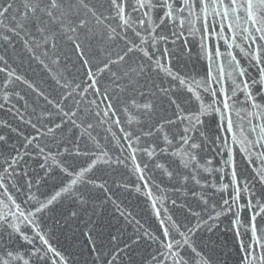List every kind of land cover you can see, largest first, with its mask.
I'll return each instance as SVG.
<instances>
[{
	"label": "water",
	"instance_id": "1",
	"mask_svg": "<svg viewBox=\"0 0 264 264\" xmlns=\"http://www.w3.org/2000/svg\"><path fill=\"white\" fill-rule=\"evenodd\" d=\"M84 2L0 0V264H264V8Z\"/></svg>",
	"mask_w": 264,
	"mask_h": 264
},
{
	"label": "snow or ice",
	"instance_id": "2",
	"mask_svg": "<svg viewBox=\"0 0 264 264\" xmlns=\"http://www.w3.org/2000/svg\"><path fill=\"white\" fill-rule=\"evenodd\" d=\"M110 3H111V7L116 12V17H119L122 24L124 26H127L128 21L125 18V13H124L125 6L122 0H110ZM258 3H259V7L264 8V0H258ZM185 5L188 7H191V5L188 4V0H185ZM161 6L171 8V5L167 3V0H164V3ZM200 6L201 7L204 6V0H200ZM11 7L12 5L9 4L8 8H4L2 11H0V16H5ZM25 7L29 9V11L32 12L33 14H35L38 9L39 12L42 14V16L47 18V19H43L42 16H35V20L37 22L36 30L40 32L41 34H43L46 31H52L53 29H57V28H59L61 32L71 31L72 33H78L80 32V30L86 29L87 21L79 17H77V19L74 22H71L70 24L64 23V19L67 18V16L70 14V12L73 9H75L76 12H78L80 8H84V9H87L88 12L92 13L93 16H96L94 9L90 8L88 4L84 2V0H77L76 3H72L71 0H36V3L32 4L31 6L26 4ZM151 7H153V5L151 4V0H137L136 5L134 6V10L138 11L140 8H151ZM256 7L257 5L253 3V0H247V15H248V18L252 20L253 24L256 23L255 14L253 12V9ZM164 15L168 17L171 14L169 12H166ZM104 19H107V17H104ZM97 22L98 23L101 22L100 17H97ZM161 22H163V19L161 20ZM141 23H143V21H141ZM17 27H20V25H17ZM258 30L264 31V29H258ZM9 31H12V30L9 29ZM15 34L19 35V33H15ZM84 35L86 39L91 38L88 36L86 31ZM106 37L108 40H112L114 38L111 33H107ZM2 39H4L5 41H8L9 37L3 36ZM69 39L74 44L75 50L78 51L80 55L83 57L84 56V46L82 42L79 40V37L78 36L76 38L69 37ZM47 42H48V37H45V43ZM132 44L134 45L135 42L132 41ZM53 46H55V44ZM132 51H133V47H128L124 55H118V58L116 60H112L111 57H108L107 60L103 62L105 65V69H108V66L110 64H115V63L124 61L127 54ZM145 55L147 56V53H145ZM84 63L87 65L89 64V61L85 59ZM103 70L104 69H102V71ZM0 71H2V69H0ZM133 71H135V69H133ZM140 71H143V68H141ZM173 79H178V77H173ZM179 83L183 85L184 80L180 79ZM259 87L264 88V71L261 72V80H260ZM245 88H247V85H245ZM163 91L166 93L168 89H163ZM189 91H191V89H189ZM245 95H248V94L245 93ZM251 98H252L251 96H248V99H251ZM197 99H199V97H197ZM172 103L175 104L176 101L173 100ZM145 107H150V105H146ZM224 107L228 108V104L225 103ZM200 111L203 113L205 110L203 109V107H201ZM169 123H172V121H169ZM226 130L228 132L233 131V125L230 122ZM185 143H187V140H185ZM196 147L197 145L195 143L191 144V148L195 149ZM73 183H75V181H73ZM177 264H179V261H177Z\"/></svg>",
	"mask_w": 264,
	"mask_h": 264
}]
</instances>
